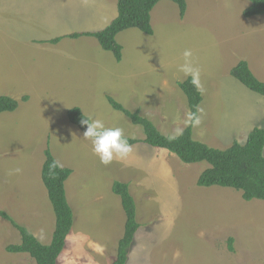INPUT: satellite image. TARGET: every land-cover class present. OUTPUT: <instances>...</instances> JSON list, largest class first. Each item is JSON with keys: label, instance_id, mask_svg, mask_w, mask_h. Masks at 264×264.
<instances>
[{"label": "rangeland", "instance_id": "374dc122", "mask_svg": "<svg viewBox=\"0 0 264 264\" xmlns=\"http://www.w3.org/2000/svg\"><path fill=\"white\" fill-rule=\"evenodd\" d=\"M185 1L183 18L170 1L155 5L151 36L136 29L118 34L117 63L94 38L66 37L105 28L116 16V0H0V96L18 102L14 112L0 114V211L48 245L54 214L40 187L46 145L57 164L72 162L69 193L81 187L101 197H90L100 222L85 235L104 255L94 248L87 254L75 241L81 233L71 231L74 241L62 250L68 264L113 262L125 222L120 199L111 192L115 181L127 184L139 225L127 264H264V202L244 201L229 188L198 187V177L210 167L206 162L184 164L143 144L141 128L105 99L138 110L163 136H177L189 123L177 86L187 76L178 67L183 51L191 49L204 88L193 140L224 150L233 141L243 144L254 128L264 129V98L230 76L244 61L264 83V15L243 18L247 0ZM54 38L59 42L47 43ZM72 108L122 128L139 143L126 159L102 164L91 140L67 122ZM16 167L22 172L10 176ZM92 171L97 181L85 176ZM19 243L17 231L0 216V264H35L27 254L4 249Z\"/></svg>", "mask_w": 264, "mask_h": 264}, {"label": "trees", "instance_id": "16d2710c", "mask_svg": "<svg viewBox=\"0 0 264 264\" xmlns=\"http://www.w3.org/2000/svg\"><path fill=\"white\" fill-rule=\"evenodd\" d=\"M163 0H116V16L100 31L94 33H72L67 38L78 39L92 37L100 48L111 53L115 62L122 59V47L117 43L116 36L123 31L136 29L144 35L151 36L153 29L150 14L155 5ZM177 6L179 18L186 12L185 0H166ZM248 6L242 11L245 19L264 15V0H247ZM60 38H54L47 43L56 44ZM230 76L243 85L250 92L264 98V83L259 81L250 71L244 61H240L230 71ZM186 100L189 115L198 117V107L202 101L200 92L191 83V78L177 83ZM107 104L123 114L132 125L139 126L143 132V144L155 149L166 150L175 155L184 164L206 162L210 167L204 170L197 179L198 187L229 188L241 194L244 201L259 200L264 202V129L254 128L247 135L243 144L233 141L224 150L209 148L203 143L193 140L192 128L195 124L189 121L188 125L175 139L163 136L146 117L139 115V111L130 112L111 97H106ZM22 100H27L23 97ZM18 102L8 96H0V114L14 112ZM67 122L76 127L81 133L86 131V125L81 123L87 117L79 108L67 111ZM134 146L139 140L128 138ZM44 162L40 171L42 184L47 192L48 200L54 214V229L48 245H42L24 226L12 219L6 212L0 211V216L17 231L20 243L7 245L4 249L11 254H27L35 264H57L67 236L73 225V214L67 203L64 184L71 171L60 167L51 155L47 145L43 152ZM111 191L119 197L125 222L122 237L117 243L115 258L111 264H126L131 246L139 230L135 220L134 200L129 194L127 184L113 182ZM232 240L228 249H232Z\"/></svg>", "mask_w": 264, "mask_h": 264}, {"label": "clouds", "instance_id": "9594fccd", "mask_svg": "<svg viewBox=\"0 0 264 264\" xmlns=\"http://www.w3.org/2000/svg\"><path fill=\"white\" fill-rule=\"evenodd\" d=\"M183 62L179 65L178 71L185 76L191 78V83L196 89L203 94L204 88L201 83L200 69L195 66L193 52L191 49H185L182 53ZM202 112V109L200 110ZM189 121L196 125L200 123V118L192 114L188 117ZM86 125V131L83 133L85 139H90L92 142L93 153L98 156L100 162L104 165L110 164L114 159L124 160L132 152V145L129 143L128 137L124 135V131L120 127H107L104 121L100 118L92 117L81 121ZM180 131L177 130L176 135ZM176 136H170L169 139H175ZM22 169L16 167L9 170V175H18Z\"/></svg>", "mask_w": 264, "mask_h": 264}, {"label": "crops", "instance_id": "0c3cea01", "mask_svg": "<svg viewBox=\"0 0 264 264\" xmlns=\"http://www.w3.org/2000/svg\"><path fill=\"white\" fill-rule=\"evenodd\" d=\"M10 93H4V94L10 96L11 95ZM10 97H12V96H10ZM7 155H5V156H7ZM52 156H54L57 160V157L55 155L52 154ZM57 162H59V161L57 160ZM65 162L66 161H64L61 164H59L60 163L59 162L58 164L60 167H64V168L71 170L70 166H72V167L74 166L72 164V162H69V161L66 163ZM73 176H74V172L71 170V174H70L69 178L65 181L66 183L64 184L66 200H67V203H68V205L71 209V212L73 214V225H72L71 231H74L75 233H79V232L81 233L80 235L76 236L75 241H77L78 244H81L82 246H84V250L86 251L87 254H89L88 250L90 248H94L95 254L102 257L104 255V253L102 251V247L97 242L93 243V242L89 241L85 235V233L88 231V227L90 226V224H94L93 222L96 219H97V221L95 222V225H97V223L99 224V222H100L99 216H97L93 212V207H92L90 197H93L95 202L99 201L101 199V197L96 195L97 192L95 194L93 192L92 193H86V192H88V189L87 188L84 189L81 187L79 188V191L76 194H73L71 192L69 193V188H67V185L69 184L68 182L70 181V179ZM85 176L91 181H97V178H94L93 171L91 173L85 175ZM98 176H100V175L98 174ZM40 187H43L42 183L40 184ZM39 188H37L36 191H38ZM31 195L36 196L34 194V192ZM79 195H80V197H79ZM77 218H79V219L76 220ZM91 230H92V228H91ZM34 236L38 239V241H39V239H42V238L37 237L35 234H34ZM71 236L72 235H70V234H69V236H67V240H66L64 248L68 245V243L74 241V240H69ZM50 241H51V239H50ZM50 241H49V243H50ZM97 241H98V239H97ZM61 253H62V254H60L61 256L59 255L60 258L58 257L59 260L57 259V262H58L57 264H59V263L68 264V257L66 256L65 252L63 251Z\"/></svg>", "mask_w": 264, "mask_h": 264}]
</instances>
